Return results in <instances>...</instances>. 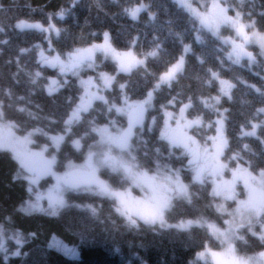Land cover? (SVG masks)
<instances>
[{
  "label": "trees",
  "instance_id": "trees-1",
  "mask_svg": "<svg viewBox=\"0 0 264 264\" xmlns=\"http://www.w3.org/2000/svg\"><path fill=\"white\" fill-rule=\"evenodd\" d=\"M222 1L235 16L239 12L245 22L254 21L253 27L264 34V0ZM0 6V27L5 28L0 32L4 117L15 121L19 130L27 129L24 134L35 132L40 141L65 135L63 160L72 155L79 160L82 155L72 142L82 127L89 126L90 116L74 126L78 134L67 133L66 120L84 93L83 84L93 77L102 87L106 73L116 78V85H124L130 99L148 103V117L156 120L153 126L146 125L143 142L132 156L148 173L174 175L186 162L163 133L168 124L176 126L187 119L195 122L188 135L190 144L201 141L216 152L215 144L221 142L230 176L237 168L254 176L264 168V55L237 58L233 41L237 44L240 38L233 28L208 29L175 0H0ZM19 21H24L22 28H14ZM106 37L114 50L132 51L139 64L121 72L114 60L100 59L95 71H80L79 76H69L61 90H48V76L55 75L45 65L51 55L63 57ZM121 93L106 89L108 109L121 105ZM97 110L102 112L99 120L106 121L105 106L99 104ZM113 115L109 109V117ZM13 155L0 149V244L5 249L0 251V264H211L200 255L207 245L216 244L209 227L160 229L142 221L139 227H129L115 211L117 199L96 189L68 191L66 206L55 216L25 212L23 202L33 196L26 191L29 180L12 179L20 171ZM184 179L192 192L191 202L177 201L167 213V222L175 225L209 217L225 218L229 224L234 199L220 196L221 201L210 186ZM108 180L114 189L122 188L120 179ZM238 193L242 198L246 195L242 181ZM220 203L228 209L223 214L217 211ZM87 205L97 209L96 216ZM255 221L249 224L247 219L242 227L237 221L236 233L239 230L247 241L243 245L249 244L247 228L254 229ZM56 241L75 247L78 254L67 258L56 249Z\"/></svg>",
  "mask_w": 264,
  "mask_h": 264
},
{
  "label": "snow or ice",
  "instance_id": "snow-or-ice-1",
  "mask_svg": "<svg viewBox=\"0 0 264 264\" xmlns=\"http://www.w3.org/2000/svg\"><path fill=\"white\" fill-rule=\"evenodd\" d=\"M212 8L216 10L214 13L206 14L200 17L202 25H206L209 28H214L216 30L219 29L220 25H227L233 28L236 35L241 37L245 43L249 42L251 37L244 33V29L245 27L252 28L255 23L254 21L247 24L242 23L240 19L241 14L239 12L236 13L235 17L229 16L227 15L228 9L226 7H221L217 3H213ZM61 18L63 17L61 16ZM133 18L135 19L136 16L133 15ZM23 24L24 21H19L13 26L14 28H22ZM4 31L5 28L0 27V32ZM252 36H257V33L253 32ZM258 40L261 47L264 48V35H259ZM233 44L235 45L234 51L237 58L242 55H247L250 59L252 58L251 53L245 52L243 44H236L235 41H233ZM32 82L35 83V80H32ZM121 87L124 86L122 85ZM9 95H11V92H9ZM20 99H23V97H20ZM2 107L3 104L0 102V116L3 115ZM21 111H23V109H21ZM181 111L183 112V109ZM133 117L138 122L142 117V111L134 113ZM255 127L256 125H253V128ZM66 131H70V129H66ZM97 131L101 136V150L99 152L90 151L86 163L82 168L74 171H68L62 176H56V185L48 192L47 209H43L40 206V201L44 199V197L37 195L35 197V203H32L30 200L23 202L27 205V208L24 209L25 212H46L48 215L55 216L58 214L59 208L66 206L65 199L62 195L64 189H76L82 185L90 187L95 184L96 187L99 188L100 194L113 195L117 198L118 203L115 206V211L120 216L125 218L129 227H139L138 221H142L145 225L153 226L154 228L158 226L160 229L172 227L181 229L185 228L186 225L183 222L173 225L169 224L166 220V212L172 198L170 194L183 191L184 188L178 175L179 170H177L175 175L165 176L163 180H159L157 176H149L147 172L139 174L137 177V183L138 186L141 187V191L144 193L141 198L132 197L130 193H108L106 187L95 179L96 172L101 167L105 166L113 168L117 166L125 167L121 161H118L111 155V147L115 145L119 147L121 151L130 149L131 145L129 144V140L132 136V124L130 122L127 131L116 136L109 134L107 128L98 129ZM217 132H220L219 128H217ZM53 139L58 141L62 140L63 137ZM74 143L78 144L79 142L76 141ZM172 143L173 146H182L189 154H191L192 159L189 163H195L197 165V176H199V153L183 139H174ZM4 148L11 149L14 154L12 158L19 165L20 171L13 175V181L18 179L28 180L29 177L27 174H32V178L29 180V186L26 188V191L29 194L32 192L31 185L37 182L38 174L48 173L55 175V173L52 172V165L55 162L54 157L52 161L37 159V153H30L23 149L21 147V142L12 135L0 136V149ZM232 159H236V157L233 156ZM237 181L243 182L246 194V199L237 200L239 206L238 211L248 217L249 224L252 223L253 219L262 224V231L259 234V239L262 243H264V220L261 219L264 218V168H262L259 172V179H257V177L247 169L237 168L236 170H233L232 180L225 181L223 185L220 186V191L216 192L214 190V194H220L222 192L226 199H237L240 195L236 191ZM77 207H79V205H77ZM85 207L91 211L93 216L97 215V209L95 207L91 205H87ZM192 223V221H188L187 227H191ZM242 226L243 225L241 224L240 227ZM249 230L251 231V227ZM0 232H2V226H0ZM253 235L257 234L253 232ZM239 239L243 240V236L239 237ZM55 243L56 249L69 259L78 254V250L75 247L66 246L59 241H56ZM245 243H247V241H245ZM0 251H5L2 244H0ZM229 252L233 254L232 257L223 262L217 261V264H249L247 260L234 256L235 250L231 245H229ZM14 254L16 256L21 255L20 252H16ZM200 255L202 256L204 253H201ZM211 255L215 258L218 254L213 252ZM259 256L264 258V252L259 253Z\"/></svg>",
  "mask_w": 264,
  "mask_h": 264
},
{
  "label": "rangeland",
  "instance_id": "rangeland-1",
  "mask_svg": "<svg viewBox=\"0 0 264 264\" xmlns=\"http://www.w3.org/2000/svg\"><path fill=\"white\" fill-rule=\"evenodd\" d=\"M178 4H180L181 6L185 7L186 9H188L190 12H192L193 14L196 15L197 18L200 19L201 16L206 15V14H211L214 13L216 10L212 8V4L213 3H217L219 4L221 7H226L228 9L227 15L235 17V15L232 13V11L230 10V8L222 1V0H175ZM241 22L242 23H250V22H245L242 18ZM206 26V25H205ZM221 26V25H220ZM35 27V25H34ZM208 29H211L213 31H217L214 28H209L208 26H206ZM36 29H41L42 28H38V26L35 27ZM220 28V27H219ZM248 27H245L244 29V33L246 35H248L249 37H251L250 41V46L248 47V51L249 53H251L252 57L253 55L258 56V55H264V48L261 47L259 40H258V36L259 35H264L259 33L254 27H252L251 31H248ZM255 32L257 33V36L253 37L252 33ZM240 38V42H238L237 44H246L241 37ZM253 46H256V50L252 49ZM235 52V51H234ZM71 57V58H70ZM241 57V56H240ZM246 57H248L246 55ZM79 58H81L82 60H80ZM106 58H110L112 60H114L116 62L117 68L119 71L124 72L127 69L132 68L135 65H138L140 62V59L138 57L135 58L134 54L132 51H127V52H118L116 50H114L111 45H110V41L109 39L106 37V39H104L102 42L96 43L90 47L87 48H78L75 51L69 52L67 53L65 56L60 57L58 54H53L51 55V57H49L46 61H45V65L48 64V62H53L54 64L57 65V72L54 75V77H56L59 80L58 86L54 89H52L50 87V80L53 77V75L48 76L49 79V86H48V90L52 93V92H57L59 90H61L63 88V86H65L66 83L69 82V76H79L80 71H87L88 70H94L95 71V67L97 66L96 64H102L101 62H99L100 59H106ZM52 63V64H53ZM100 66V65H99ZM103 77L102 78V88L100 90H96L95 86H98V84L95 85V82H97L93 77L86 79L84 84H83V89H84V93L81 94V98H80V104H88L89 99H93L94 101H98L100 104L103 102L104 97H105V92L106 89L109 92H113L114 91V87L112 86L113 82L116 81V78L114 76H111L109 74L106 73H102ZM110 87V88H108ZM223 90V88H222ZM223 92H225L223 90ZM147 101V100H146ZM216 101H219L218 99ZM121 105H117L114 104L112 107H110L109 109L117 115L120 116V119L118 118V120H121L123 117H127L128 113L135 109L139 104H141L143 101H136L134 99H130L127 96L126 97H122L121 98ZM146 105H148V103H146ZM78 107L74 108V111L70 114L69 118L66 120L67 123V128L66 129H70V131H67V133H80V132H75L74 126L79 123L81 121L80 116L82 115V112L79 113L78 112ZM78 113V115H77ZM184 117V116H183ZM152 121L154 122V119L152 118ZM117 122V121H116ZM151 123V121H150ZM93 125L87 126V127H82L80 131L82 130H88V132H81L80 136L76 137L73 140V146L76 147L77 149L82 151V155H80V159H74L72 158V156H70V158L63 160V155H61L62 151V146H63V142L65 141V135H59V136H55V137H51L48 136V140L47 139H43V141H40V138L38 136V134H35V132H33V134L31 132H26L24 134V130H19L18 128H20L17 123L15 121L9 120L7 121L6 119L0 121V136H8V135H12L14 136L18 141L21 142V147L23 149H25L26 151L30 152V153H37V152H42L44 153V156L46 157V161H52L53 157L55 158V162L52 165V172L55 173V175H51L48 173H42V174H38L37 176V182L35 184H32V192L31 195L33 196L32 199L30 200L32 203H35V197L37 195H41L44 197V199H42L40 201V206L43 209H47L48 207V201H47V196H48V192L50 189H52L55 185H56V176H62L64 175L66 172L68 171H74L76 169H80L82 168L87 160L88 154L89 152H99L102 148L101 145V136L99 134V132L97 131L98 129H103V128H107L108 133L116 136L120 133H123V130L121 128H118L119 125L117 126H113V125H100V126H93L95 127L93 129V131L95 132V134L91 133L90 129L92 128ZM22 127V125H21ZM80 128V127H79ZM78 128V129H79ZM173 132V131H172ZM97 134V136H96ZM173 133H171V140L173 141L174 139H176L175 135H172ZM96 138H95V137ZM58 137H63L62 140H54L53 138H58ZM48 141V142H47ZM78 141L80 143V147L78 144L74 143ZM222 147V146H221ZM114 147L112 146L111 149H113ZM2 150H8L11 151V149L8 148H4ZM220 150L224 151V148H221ZM12 152V151H11ZM112 152V150H111ZM128 152H130L129 154V160L131 159V157L133 156L134 152L129 150ZM220 153V152H218ZM61 155V156H59ZM217 158H219V156H216ZM60 158V159H59ZM217 162H221L220 165L222 166V160H216ZM131 162V161H130ZM131 166V164H128ZM132 167V166H131ZM30 180L32 178V174L28 173L27 174ZM257 179H259V175L256 176ZM225 178L220 177L219 179H217V181H214V189H216L217 192L220 191V186L223 185V183L225 182L224 180ZM182 182V181H181ZM184 188L182 191V196L181 198H186L187 200H189L191 202V196H192V192L189 190L188 185H186L184 182L182 183ZM78 189V188H77ZM72 189H64L62 192V195L65 199L66 202V193L68 191H71ZM107 192L109 193L110 191L107 189ZM97 193L100 194L99 189H97ZM217 196V198L219 199L220 196H222V198L224 200H226L224 194L221 192L219 195L215 194ZM237 200H242V199H246V195H244V197H237ZM221 200V199H219ZM222 201V200H221ZM238 203L236 202V204H234L233 208L231 209V211H228V215L231 216V221L229 222V224H225L226 221H228L225 218H222L221 220H216V219H209V217L206 218H202L200 220H193L192 225L193 224H197L200 226H207L210 228V233L213 235V237L215 238V246L212 247L211 245H207L206 250H204L202 253H204V255L201 256V258L205 259V262L211 263V264H217V261L223 262L229 258L232 257V253L229 252V245L232 246V248L235 250L234 252V256L238 257V258H242L244 260H247L249 262V264H264V258L259 256V253L264 252V250H259L256 251L257 249H255L256 244H252L254 237L252 234V228L251 227V231H249V229L247 228V232L249 234L250 237V243L247 245H243L240 244L242 251L237 254V250H236V245H235V239H236V228L238 227V225L243 224L247 221L248 217L244 214H242L240 211H238ZM60 209V208H59ZM58 209V210H59ZM227 209L226 205H223L222 203L217 204V211L220 214H223V212H226L225 210ZM224 210V211H223ZM228 210V209H227ZM235 219V222L233 223L232 220ZM255 221V219H253ZM237 221H238V225H237ZM188 222V221H187ZM187 222H183L187 228ZM256 222V221H255ZM256 224L252 225V226H256ZM234 233V234H233ZM247 234V233H246ZM216 247V248H215ZM217 253V257H213L211 255V253ZM209 256V258H208Z\"/></svg>",
  "mask_w": 264,
  "mask_h": 264
},
{
  "label": "flooded vegetation",
  "instance_id": "flooded-vegetation-1",
  "mask_svg": "<svg viewBox=\"0 0 264 264\" xmlns=\"http://www.w3.org/2000/svg\"><path fill=\"white\" fill-rule=\"evenodd\" d=\"M249 46H250V44L249 45H246V44L243 45L245 52L248 51ZM56 72L57 71H55V74H56ZM116 84H117L116 81H114L112 84V86L114 85V91L121 90V92H122L121 98L126 97L127 94L125 93L124 87H121L122 86L121 84L120 85H116ZM101 88L102 87L95 86V89L99 90V93H100ZM108 88H110V87H108ZM127 97L130 98L129 96H127ZM104 99L105 100H103L101 105L105 106L104 119L106 121L101 122L99 120L98 115L101 114L102 112H99L97 110V108H98V105L100 103L98 101L97 102L94 101L93 99H89L87 105L86 104H80V102L77 103L76 107H78V109H79L78 112L79 113L82 112V115L80 116L81 120H83L86 116H90V121H89L90 125H93L95 127L100 126V125H107V124L113 125V126L119 125L118 128H121L123 130V132L127 131V129L129 128V124H130L128 115L126 118L123 117L125 122H122V120H118V118L120 119V116H117L115 113H114L112 118L109 117V109H108L109 103L106 101L105 97H104ZM0 102H2V104H3V101H0ZM120 102H121V100H120ZM121 104H122V102H121ZM139 105L144 106L145 118H144L143 123L140 126H136V127L132 128V136L130 137V140H129V144L131 145L130 149H125L124 151H121V149L115 145H113L114 148L111 149L112 150L111 155L113 157H115L118 161H121L125 167L117 166V167L113 168V167L105 166V167H101L97 171L98 174L100 175V177L104 179V181L106 183V189H108L110 191L109 193H130V195L132 197H135V198H141L144 195V193L141 191V187L138 186L137 177L139 176V174L147 172V171L140 167L142 164L139 162V160H136V158L133 160V158L131 157V159L129 160L130 152H128V151L131 150V151L135 152L138 150V146L140 145V142H143V139H144V133H145L146 125L149 124L150 126L151 125L153 126V124L156 121L154 118H153L154 122L152 121V116L150 118L148 117L149 116L148 115V105H146V102L143 101ZM2 112H3V109H2ZM77 115H78V113H77ZM3 119H5L4 112H3V115L0 116V121H2ZM7 121H9V120H7ZM150 121H151V123H150ZM193 123H195V122L187 119L184 123L180 122L176 126H172V125L168 124V127L166 128V132H164L163 135H164V137H166V139L169 142L172 143L171 133H173L172 135H175V137L177 136L176 139H183L186 143H188L191 146L192 144H190V142H188V140H190L188 135H189V132L192 131V126L194 125ZM93 126L90 129V131H91V133L95 134V132L93 131V129L95 127H93ZM96 136H97V134H96ZM78 145L80 147V143H78ZM215 145H216V147H215L216 152L213 148H211L210 146H208L206 144H203V142H201V141H196V143H194L191 146L193 149H195L199 153V157H200V160H199V168H200L199 176H197V171H198L197 165L195 163H193V164L189 163V161L192 159L191 154H189L186 150L185 151L181 150V149H183L182 146H174V147H176V149L182 151L181 152L182 156H186V162L184 164H181L178 166L179 167L178 175H179L182 183L184 182L186 185H189L186 182V180L184 179V177H187V178L189 177L192 180V183L194 180V181H196L202 185L204 184V185L210 186L211 188L214 189V181H217V179H219L220 177L225 178L224 179L225 181H231L232 180V177H231L232 175L230 176L229 174L226 173L227 170H226L225 162H222V166H221L220 165L221 162L216 161L219 159L223 161L222 157L224 155V152H223V150H220L222 148L221 142H218ZM223 145H224V143H223ZM211 149H213V150H211ZM218 152L221 153V156H219ZM216 156H219V158H217ZM128 164H131L132 167ZM148 175L149 176H157V178L159 180H163V178L165 177V176L163 177L161 175H156L153 173H148ZM169 175H172V174H169ZM108 177H110L113 180H115V179L119 180L120 179L121 184H122V188L121 189H114V187L110 184V180H108ZM84 188H92V189H96V190L99 189V188L94 187V186L84 187ZM84 188H78V189H84ZM214 190L216 191V189H214ZM236 191L239 192V181H237V183H236ZM103 195H105V194H103ZM170 195L172 196V198L170 200L169 207H168V210L166 212V220H168L167 213L171 212L172 208L175 206V203L177 201L184 202V203L185 202L187 203L189 201L186 198H181L182 191L177 192V193H173ZM106 196H113V195L106 194ZM237 199H234L235 204L237 202ZM227 200L231 201L233 199H227ZM261 219L264 220V218H261ZM182 222H187V221L182 220ZM175 224H179V223H175ZM257 226H258V228H257ZM257 226H255L254 229H252V234H253V232H255L257 234V235H253L254 240H253L252 244L254 245L257 243L255 249H257L256 251H259V250H264V243H262L259 239V234L262 231V224L257 221ZM238 231L239 230H237V232Z\"/></svg>",
  "mask_w": 264,
  "mask_h": 264
},
{
  "label": "water",
  "instance_id": "water-1",
  "mask_svg": "<svg viewBox=\"0 0 264 264\" xmlns=\"http://www.w3.org/2000/svg\"><path fill=\"white\" fill-rule=\"evenodd\" d=\"M250 44V41L246 43V45H249ZM80 60H82L81 58H79ZM53 62H48L47 66L49 67V69L53 72H55L57 70V65L56 64H52ZM58 83H59V80L56 78V77H52L51 80H50V87L52 89L56 88L58 86ZM142 111V117L140 118V120L137 122L134 117H133V114L136 113V112H141ZM128 118H129V121L131 122L132 124V128L133 127H136V126H140L143 121H144V118H145V112H144V106L143 105H139L136 109L132 110L129 114H128ZM131 118V119H130ZM38 156H37V159H43L46 161V157L44 156V153L42 152H37ZM95 179L99 182H101L105 187H106V183L104 181L103 178L100 177V175L98 174V172H96V177ZM92 186L96 187L95 184H93ZM84 187H87V186H84L82 185L81 187L79 188H84Z\"/></svg>",
  "mask_w": 264,
  "mask_h": 264
},
{
  "label": "bare ground",
  "instance_id": "bare-ground-1",
  "mask_svg": "<svg viewBox=\"0 0 264 264\" xmlns=\"http://www.w3.org/2000/svg\"><path fill=\"white\" fill-rule=\"evenodd\" d=\"M235 235H236V239H235L236 250H237V254H239L242 251L240 244L244 243L246 241V239L240 231L235 233ZM241 236H243V240L239 239V237H241Z\"/></svg>",
  "mask_w": 264,
  "mask_h": 264
}]
</instances>
